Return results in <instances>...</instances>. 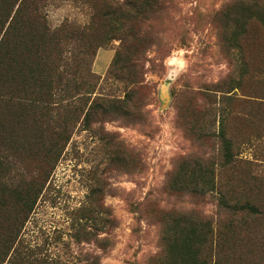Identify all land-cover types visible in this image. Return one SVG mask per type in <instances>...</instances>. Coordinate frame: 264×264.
Wrapping results in <instances>:
<instances>
[{
	"label": "rangeland",
	"instance_id": "obj_1",
	"mask_svg": "<svg viewBox=\"0 0 264 264\" xmlns=\"http://www.w3.org/2000/svg\"><path fill=\"white\" fill-rule=\"evenodd\" d=\"M151 1L138 21H127L131 33L138 32L126 41L138 55V61L132 57L134 82L103 86L121 98L134 89L130 116L75 129L25 225L30 244L59 263L80 264L77 233L80 225L90 226L96 210L107 211L115 223L108 235H99L109 239L106 246L97 248L88 236L86 252L98 254L102 264H157L166 221L186 214L219 228L232 219L218 204L223 189L252 199L264 195V87L255 72L264 69V30L246 22L238 48L226 41L238 8L264 0ZM89 12L66 4L51 8L48 18L52 25L66 18L85 22ZM119 45L114 39L97 50L95 74L106 76ZM127 54L123 58L131 59ZM221 120L234 155L225 167ZM184 161L214 169L218 190L200 196L171 191L169 179ZM259 226L264 229V218ZM260 227L239 237L262 241ZM258 255L255 264H264V248Z\"/></svg>",
	"mask_w": 264,
	"mask_h": 264
},
{
	"label": "trees",
	"instance_id": "obj_2",
	"mask_svg": "<svg viewBox=\"0 0 264 264\" xmlns=\"http://www.w3.org/2000/svg\"><path fill=\"white\" fill-rule=\"evenodd\" d=\"M66 4L90 11L87 20L66 18L52 25L49 10ZM261 4L238 8L240 18L231 19L232 32L226 39L229 48L239 47L238 40L249 22L264 30ZM153 6L151 0H0V264H65L32 246L24 237L25 225L75 129L89 131L96 123L130 116L134 89L121 98L104 93L103 86L110 80L134 82L138 72L132 57L138 61V55L126 41L135 40L138 32L131 33L127 21H138L141 9ZM114 39H119L120 45L101 78L92 71L94 58L99 48ZM126 53L131 59L123 58ZM255 72L261 74L257 84L264 87V69ZM260 99L264 101V97ZM218 136L225 167L234 155L223 120ZM168 186L174 193L194 196L219 187L209 165L198 163L195 167L186 161ZM218 196L219 206L232 219L219 228L186 214L166 221L161 237L164 254L157 264L258 263L264 240H244L239 235H249L250 229L260 227L264 195L252 199L243 192L223 189ZM92 214L90 226L80 225L76 237L80 264H102L100 256L86 252L84 246L90 244L87 237L94 236L93 243L102 250L109 239L99 235L102 231L108 235L115 223L104 209ZM237 216L239 221L233 219ZM261 230L263 233L256 232L263 237Z\"/></svg>",
	"mask_w": 264,
	"mask_h": 264
}]
</instances>
